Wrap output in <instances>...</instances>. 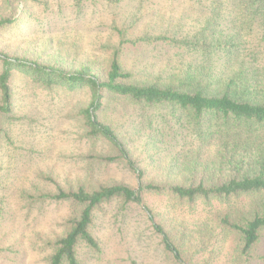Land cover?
Instances as JSON below:
<instances>
[{"label": "trees", "instance_id": "trees-1", "mask_svg": "<svg viewBox=\"0 0 264 264\" xmlns=\"http://www.w3.org/2000/svg\"><path fill=\"white\" fill-rule=\"evenodd\" d=\"M210 1L211 13L186 37H131L127 24L113 27L105 39L106 68L93 63L67 66L55 59L46 62L40 55L28 56V50L3 48V34L49 0L0 1V151L16 157L20 147H16L15 128H25L26 118L15 97L17 82L34 91L87 98L75 114L82 129L80 141L88 148L81 156V175L63 184L55 181L53 192L21 193L29 208L39 201L71 206L62 233L40 247L50 250L46 264H82L80 248L99 251L101 243L92 229L97 213L111 205L125 218L131 208L141 206L142 222L160 240L166 264H193L181 246L183 240L193 238L192 232L176 216L186 206L202 204L208 210L216 203L224 206L217 223L237 236L242 256L249 257L262 241L264 0ZM159 42L193 61L157 77L138 75L125 65L130 44ZM118 108L135 112L132 133H125L112 119ZM140 147L152 164L163 162L165 153L167 164H162L159 175L147 176L137 158ZM152 150L158 157L149 155ZM116 165L139 178L138 186L106 178L105 172ZM147 194L167 198L176 214L159 221L145 203ZM179 226L186 230L178 231Z\"/></svg>", "mask_w": 264, "mask_h": 264}, {"label": "rangeland", "instance_id": "rangeland-1", "mask_svg": "<svg viewBox=\"0 0 264 264\" xmlns=\"http://www.w3.org/2000/svg\"><path fill=\"white\" fill-rule=\"evenodd\" d=\"M210 4V0H83L80 4L75 0H49L48 7L32 8L33 15L16 24L13 31L3 34L1 46L12 52L18 48L28 50L31 54L28 56L40 55L46 62L55 59L67 66L93 63L95 67L106 68L105 39L111 35L113 27L127 24L131 37L182 38L196 32L205 22V17L211 13ZM80 5L83 12L79 15ZM22 8V5L18 7L17 17ZM47 18L49 22H45ZM178 52L164 42L130 44L123 60L138 75L157 77L160 73L169 75L172 67L185 68L193 61ZM15 91L20 113L26 120L24 131L20 126L15 128L19 134L16 147H20L16 157L0 151V264H46L50 250L43 251L40 247L62 233L71 206L66 202L39 201L29 208L21 193L53 192L56 182L74 181L81 175L78 172L81 156L88 148L80 141L82 129L75 114L79 104L87 103V98L34 91L19 82ZM134 114L129 108H118L111 117L121 130L132 133L130 122L136 119ZM137 155L148 177L159 175L162 164H167L165 153L163 162L154 164L141 147ZM149 155L158 157L155 150ZM104 176L134 187L139 184V178L123 166L109 168ZM144 200L159 221L166 222L168 216L172 218L176 214L167 198L147 194ZM206 207L202 204L186 206L176 214L192 232L193 238L181 242L186 259L193 264H264V237L249 257L242 256L237 236L224 232L217 223L218 212L224 206L216 203L209 210ZM140 212L141 206H135L125 218L116 213L115 205L98 212L92 230L101 249L93 252L80 248L82 264H166L161 242L151 236ZM186 229L179 226L177 230Z\"/></svg>", "mask_w": 264, "mask_h": 264}]
</instances>
